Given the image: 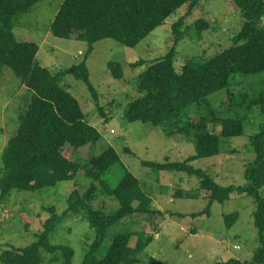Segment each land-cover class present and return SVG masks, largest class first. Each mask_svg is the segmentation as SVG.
Instances as JSON below:
<instances>
[{
	"label": "trees",
	"instance_id": "trees-1",
	"mask_svg": "<svg viewBox=\"0 0 264 264\" xmlns=\"http://www.w3.org/2000/svg\"><path fill=\"white\" fill-rule=\"evenodd\" d=\"M42 1L46 0H0V73L5 66L11 68L29 91L19 106L18 129L2 152L0 206L14 189L43 190L56 186L59 181L74 179L84 171L93 182L85 191H80L78 182L75 183L68 198L69 211L85 209L96 233L81 264H144L139 254L153 236L143 232L138 234L135 246L130 245L135 233L122 232L114 237L105 255L100 256L99 252L107 231L123 218L163 212L152 206V198L141 189L139 179L130 172H126L114 188L108 186L103 176L120 161L119 152L113 146L92 155L84 168L74 161L72 152H66L67 147L78 150L87 145L94 146L102 139V134L87 121L80 102L63 81L68 74L83 80L99 105V92L90 81L87 66L94 44L110 38L134 48L183 5L187 4V13L192 14L202 0H64L52 22V33L60 38L74 37L86 41L88 48L79 65L57 73H52L37 60L40 49L37 42L19 41L14 33L15 19ZM233 1L244 17L234 44L205 61L189 58L177 70L175 57L179 43L192 30L199 38L212 27L203 18L186 26L185 16H182L172 25L174 44L169 52L138 76L137 90L141 96L128 103L124 117L130 122L151 123L168 135L180 134L183 139L194 142L196 153L184 161L144 162L154 170L185 172L199 179L201 195L209 201L205 212H193L191 216L210 214L214 201L224 202L235 193L254 198L260 246L249 261L231 258L216 264H264V77L257 82L252 96L246 93L236 103L246 111L257 108L262 116L259 130L250 136L249 144L255 158L245 170L246 183L221 185L206 170L192 164L199 158L219 154L223 139L240 136L245 128L244 116L221 118L208 97L222 89L229 91L236 75L245 77L264 72V0ZM144 63L139 60L130 66L135 68ZM108 67L116 79L124 77L122 63L110 61ZM192 104L201 111L197 118L187 117L186 109ZM212 124L220 126L219 131L212 129ZM97 182L119 202L116 211L106 213L93 207L99 191ZM184 194L180 189L175 196L184 197ZM48 210L51 215L36 241L25 247L3 249L0 254L3 264H72L74 249L70 245L51 243L50 235L60 216L55 206L48 207ZM238 217V212L227 214V227H231ZM45 254H48L47 258ZM146 264L169 263L150 257Z\"/></svg>",
	"mask_w": 264,
	"mask_h": 264
},
{
	"label": "rangeland",
	"instance_id": "rangeland-1",
	"mask_svg": "<svg viewBox=\"0 0 264 264\" xmlns=\"http://www.w3.org/2000/svg\"><path fill=\"white\" fill-rule=\"evenodd\" d=\"M63 1L39 2L30 11L19 15L14 25V33L19 41H35L40 45L37 60L52 73L79 65L85 59L88 48L86 41L53 35L52 22ZM188 10L189 6L183 5L134 48L110 38L94 44L87 66L90 81L99 92L100 106L83 80L68 74L63 81L80 102L87 121L102 134V139L94 146L87 145L78 150L67 147L66 152H72L74 161L84 168L92 155L102 153L109 145L113 146L119 152L120 161L103 176L108 186L114 188L126 172H130L139 179L141 189L152 198V206L163 212L127 216L114 224L107 231L100 256L106 254L114 237L122 232L135 233L131 246H135L139 233L153 236V240L139 254L144 264L150 257L169 264H216L231 258L244 262L251 260L260 246L254 218L257 204L252 196L235 193L224 202L214 201L210 214L191 216L193 212H205L209 201L201 195L199 179L185 172L154 170L144 162H164L166 159L171 162L184 161L196 153L194 142L183 139L180 134L168 135L161 127L151 123L130 122L124 117L128 103L141 96L137 90L140 73L166 55L173 46L172 25L179 18L185 16L186 26L203 18L215 29L209 28L199 38L193 30L186 35L177 47V70L189 58L205 61L233 45L234 37L244 23V17L233 0H202L192 14H188ZM139 60L145 63L135 68L130 66V63ZM110 61L123 64L122 79L112 76L108 67ZM263 77L264 72L245 77L236 75L229 91L222 89L208 97L221 118L240 115L246 119L243 134L223 139L219 154L192 162L195 167L206 170L221 185L239 186L246 183L245 170L255 158L249 144L250 136L259 130L262 116L257 108L246 111L236 103L246 93L252 96L257 82ZM27 94V86L14 71L3 67L0 73V176L3 172L2 152L18 129L19 106ZM186 113L187 117L197 118L201 111L192 104ZM211 128L219 131L220 126L212 124ZM77 182V188L85 191L93 180L82 171L74 179L59 181L56 186L43 190H12L0 206V254L8 247H25L36 241L51 215L48 207L55 206L60 217L50 235L51 243L70 245L74 249L72 264H81L96 233L85 209L69 211L68 198ZM97 185L99 191L93 207L106 213L116 211L119 202L109 195L100 182ZM180 189L184 191V197L175 196ZM234 212H238L239 217L231 227H227L225 216ZM45 255L47 258L48 254ZM0 264H3L1 260Z\"/></svg>",
	"mask_w": 264,
	"mask_h": 264
},
{
	"label": "built area",
	"instance_id": "built-area-1",
	"mask_svg": "<svg viewBox=\"0 0 264 264\" xmlns=\"http://www.w3.org/2000/svg\"><path fill=\"white\" fill-rule=\"evenodd\" d=\"M80 53H82V51Z\"/></svg>",
	"mask_w": 264,
	"mask_h": 264
}]
</instances>
